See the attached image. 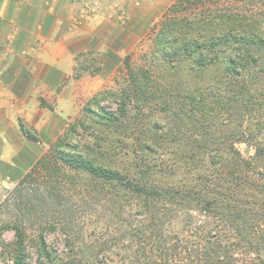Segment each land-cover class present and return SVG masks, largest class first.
<instances>
[{"label":"rangeland","instance_id":"374dc122","mask_svg":"<svg viewBox=\"0 0 264 264\" xmlns=\"http://www.w3.org/2000/svg\"><path fill=\"white\" fill-rule=\"evenodd\" d=\"M179 1L104 0V23L94 29L93 42L89 46L80 49L83 44H77L73 73L61 77L44 75L46 88L40 92L34 87L41 88L42 77L37 76L34 81L30 77L32 81H28L25 93L28 103L24 108L28 116L19 118L36 136V140L30 142L37 149L36 160L21 171H15L7 183L4 179L0 181V225L16 217L17 212L6 201L12 199L21 179L58 145L93 163L111 167L126 179L150 187L176 185L178 181L194 184L197 176L212 170L211 159L218 154V141L224 137L249 163L245 169L252 179H258L255 187L263 186L264 191V74L257 73L249 78L243 91L244 97L249 95V103L242 98L232 99L230 112H225L213 97L209 98V103H203L205 113L197 114L196 120L172 106L171 92L187 87L201 88L203 83L207 85L215 74H219L215 71L216 66H209L202 72L190 70L187 60L172 68L170 61H164L162 56L154 53L157 28ZM223 1L207 3L208 11L214 13L219 8H233L237 3L247 4V8L251 6L244 0ZM185 4L184 10L180 8L176 13L184 12L191 19L203 13L201 3L192 6L185 0ZM260 6L262 9L263 5ZM78 30L82 31L80 27ZM45 71L49 70L45 68ZM143 71L151 73L145 79L148 86L142 84ZM258 71L255 68L252 73ZM156 89L157 94L154 93ZM32 121L42 129L41 132L35 134L30 130L29 127L35 128ZM190 151L194 153L190 155ZM219 152L224 157L232 156L228 147L222 146ZM59 163V172L66 183L56 189L51 185L54 184L52 180L51 184H44L51 193L45 194L41 189L25 197V203L31 202L25 209L30 219V231L56 214L68 218L70 231L79 237L78 243L89 246L103 241L104 234L131 241L129 233H137L139 225L147 223L144 215L148 214L138 212L144 199L134 195L122 183L98 180L77 166ZM149 165L162 166V170L153 171L148 169ZM39 186L35 183L33 187ZM209 221L210 218L191 203L186 211L178 210L175 205L163 224V232L197 243L198 238L194 236L217 224V220L214 224ZM1 232L3 240H13V230ZM225 234L230 249L226 264H264L252 252H242L244 248L237 243L236 231L230 229ZM257 235L250 232V241H259ZM46 239L63 248L64 231L59 225L48 229ZM99 247L103 249L104 243L94 248ZM138 247V242H128L122 250L121 263L137 264L140 260ZM191 251L190 247L188 251L174 252L177 260L172 264H202L198 260L199 254ZM262 258L264 260V254ZM10 261L7 255H1L0 264H10ZM35 262L33 253L30 264Z\"/></svg>","mask_w":264,"mask_h":264},{"label":"trees","instance_id":"16d2710c","mask_svg":"<svg viewBox=\"0 0 264 264\" xmlns=\"http://www.w3.org/2000/svg\"><path fill=\"white\" fill-rule=\"evenodd\" d=\"M188 1L192 6L199 3L204 5L203 13H198L192 19L184 12L176 13L180 8L184 10L185 0H180L178 5L172 6L157 28L154 53L162 56L164 61H170L172 68L184 60L190 62V70L194 68L202 72L209 66H216L215 71L220 75L215 74L207 85L203 83V87L198 89L184 87L182 91L178 89L170 93L172 106L196 120L197 114L205 113L203 103H209L211 97L216 98L215 102L222 105L225 112H230L232 99L242 98L246 104L249 103V95L244 97L243 93L247 81L257 73L264 74V0H244L251 6L256 4L254 8L237 3L233 8H219L214 13L208 11L210 8L206 4L211 1L223 3V0ZM260 4L263 5L262 9ZM255 68L259 71L252 73ZM147 74L151 73H141L142 84L148 86L145 80L149 77ZM157 89L154 93L158 92ZM22 130L29 139L36 140V136L23 124ZM228 141L220 137L218 154L211 159L212 170L208 174L197 176L194 184L178 181L176 185L159 184L150 187L139 184L137 180L126 179L113 168L93 163L65 151L62 145H58L50 155H44L37 161L14 189L12 199L6 201L17 213L13 221L0 225V257L2 254L7 255L11 260L10 264H30L33 253L36 256L34 264H122V250L128 242H138L140 248L137 250L140 251L141 257L139 256L137 264H172L177 260L174 252H179L180 249L188 251L190 247L191 252L199 254L198 260L202 264H226L225 259L230 256V249L225 242V232L232 229L237 232L238 245L244 248L242 252H252L264 262L263 186L255 187L258 179H252L245 169L249 163L233 143ZM222 146L226 149L228 147L231 157H224L219 152ZM192 153L194 152H189L190 155ZM259 153H262L261 150ZM59 161L77 166L98 180L122 183L134 195L144 199L138 212L144 211L148 214L144 215L147 223L139 225L137 233H129L131 241L126 242L124 238L121 241L118 236L107 237L104 234L103 241L89 246L78 243L79 237L70 231L68 218L56 214L41 221L37 229L30 231V219L26 216L25 209L31 202L25 203V197L41 189L45 194L51 193L46 190L44 184H51L52 180L54 184L51 185L56 189L66 183L59 172ZM148 169L160 172L162 166L149 165ZM35 183L40 185L39 188L33 187ZM254 189H258V192L255 193ZM188 203L197 206L201 214L210 218L209 223L214 224L217 220L216 226H209L203 234H193L198 238L197 243L163 232V224L174 206L176 205L178 210L186 211ZM184 218L188 220L186 216ZM58 225L65 235L63 248L50 244L46 239L47 230ZM3 229L14 231L12 241L3 240ZM250 232L258 234L260 240L250 241ZM103 243V249L94 248Z\"/></svg>","mask_w":264,"mask_h":264},{"label":"crops","instance_id":"0c3cea01","mask_svg":"<svg viewBox=\"0 0 264 264\" xmlns=\"http://www.w3.org/2000/svg\"><path fill=\"white\" fill-rule=\"evenodd\" d=\"M105 8L104 0H0V181L7 183L15 171L36 160L37 149L19 118L28 116V81L41 76V88L34 87L40 92L46 88L44 75H71L77 44L85 49L93 42ZM32 124L36 129L28 127L35 134L42 130Z\"/></svg>","mask_w":264,"mask_h":264}]
</instances>
